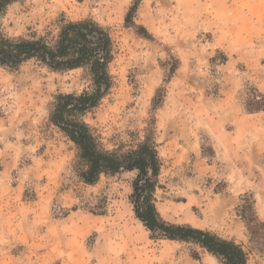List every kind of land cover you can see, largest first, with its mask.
<instances>
[{
    "label": "rangeland",
    "instance_id": "374dc122",
    "mask_svg": "<svg viewBox=\"0 0 264 264\" xmlns=\"http://www.w3.org/2000/svg\"><path fill=\"white\" fill-rule=\"evenodd\" d=\"M206 1L142 0L134 22L143 32L125 24L135 0H20L1 31L55 36L61 17L106 27L112 87L85 121L105 149H132L153 116L163 220L232 240L247 264H264V237L251 241L237 213L250 196L264 220V150L256 161L231 158L219 141L238 118L264 121V111L245 110L251 88L264 94V0ZM205 17L214 32L202 30ZM172 61L178 68L168 78ZM88 84L81 69L56 73L35 61L0 68V264H221L191 243L150 238L129 199L135 173L79 182L77 150L48 123V109L56 95ZM158 90L163 102L152 111Z\"/></svg>",
    "mask_w": 264,
    "mask_h": 264
},
{
    "label": "trees",
    "instance_id": "16d2710c",
    "mask_svg": "<svg viewBox=\"0 0 264 264\" xmlns=\"http://www.w3.org/2000/svg\"><path fill=\"white\" fill-rule=\"evenodd\" d=\"M20 0H0V21L7 9ZM142 0H135L125 17L127 27L137 31L134 18ZM57 33L27 37H7L1 31L0 68L17 71L24 63L35 61L52 72L65 73L81 69L88 86L78 94H58L48 109V123L56 127L77 150L75 170L79 182L94 185L104 175L135 173L129 197L135 218L139 220L150 238L172 242L191 243L221 264H247L248 253L242 245L226 240L205 230L177 225L163 220L156 208L155 192L162 166L156 141V120L152 116L144 129L143 139L132 149L120 146L105 149L93 127L84 119L92 113L109 93L112 76L109 66L113 61L114 42L109 30L90 18L68 21L61 17L56 22ZM226 61L222 58L221 63ZM214 62V60H212ZM178 63L172 61L168 78L172 77ZM245 103L247 113L264 111V94L251 88ZM164 95L158 90L152 100V111L163 102ZM237 213L251 241L264 237V220H260L254 201L242 197ZM264 251V249H263Z\"/></svg>",
    "mask_w": 264,
    "mask_h": 264
},
{
    "label": "crops",
    "instance_id": "0c3cea01",
    "mask_svg": "<svg viewBox=\"0 0 264 264\" xmlns=\"http://www.w3.org/2000/svg\"><path fill=\"white\" fill-rule=\"evenodd\" d=\"M204 1L205 3L203 5L209 6L208 1L206 0ZM209 1L211 2L212 0ZM205 19L206 20L202 30L204 32H214L212 28V26L214 25L212 19L208 20L207 17H205ZM218 37L219 36L217 34L214 35L213 42L216 41ZM248 115L254 116L253 114H248ZM239 122H243V123L247 122V125L245 126L244 129H241L242 127ZM235 124H236L234 128L235 130L231 132L229 135L222 136V139L219 140L221 145H223V148L228 153H230L229 157L231 158L242 152L245 157H248L249 159L256 161L257 157H259L258 151L261 152L262 150H264V121L260 119L258 120L256 116L245 117L244 119H240V118L236 119ZM210 126L213 127V124H211ZM256 131H258V133ZM253 142L256 144H254ZM190 152L194 154L196 159H199L201 157L200 149L197 150L195 148L194 151H190ZM209 168L211 169V167ZM263 185L264 183L262 184V186ZM260 195L261 196L264 195L262 191L260 192ZM260 199L263 200V197H260Z\"/></svg>",
    "mask_w": 264,
    "mask_h": 264
}]
</instances>
